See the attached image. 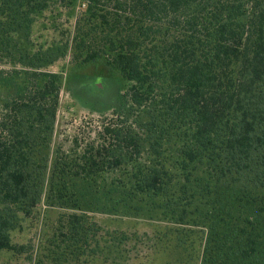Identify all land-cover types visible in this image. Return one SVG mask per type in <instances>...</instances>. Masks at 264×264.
I'll list each match as a JSON object with an SVG mask.
<instances>
[{
  "label": "trees",
  "instance_id": "trees-1",
  "mask_svg": "<svg viewBox=\"0 0 264 264\" xmlns=\"http://www.w3.org/2000/svg\"><path fill=\"white\" fill-rule=\"evenodd\" d=\"M74 2L0 0V89L9 93L0 107V251L23 252L11 241L12 208L28 216L39 202L47 171L42 147L61 91V75L41 70L61 50L29 54L18 41L36 17L71 11ZM83 6L70 35L72 60H102L127 83L123 96L137 115L99 119L86 136L78 130L68 156L50 170L52 194L66 205L89 197V205L94 193L106 203L119 193L113 203L126 210L139 198L160 199L159 214L181 222L192 212L191 186L206 175V189L231 190L221 211L261 198L264 217V0H83ZM165 152L174 155L183 184L167 169ZM75 179L86 193L68 197ZM62 217L66 234L92 231L85 213ZM259 239L249 233L231 254L251 259Z\"/></svg>",
  "mask_w": 264,
  "mask_h": 264
},
{
  "label": "rangeland",
  "instance_id": "rangeland-1",
  "mask_svg": "<svg viewBox=\"0 0 264 264\" xmlns=\"http://www.w3.org/2000/svg\"><path fill=\"white\" fill-rule=\"evenodd\" d=\"M83 8V0H75L71 11L54 8L44 12L35 18L27 36L18 41L29 54L41 51L55 55L61 50L60 56L41 66V70L61 75V91L52 134L42 147L47 171L39 202L28 216L12 208L17 221L10 237L13 244L24 247L23 252L0 251V264H264V217L258 213L261 198L235 202L226 213L225 200L231 199V190L220 186L206 189V175H201V183L191 186L196 196L186 207L192 212L181 222L178 217L159 214L154 204H160V199L151 202L139 198L126 210L113 203L121 197L119 193L112 194L108 203L101 193H94L95 203L89 205L84 203L89 197L83 203L66 205L52 194L50 170L58 158L68 156L78 130L86 136L99 119L117 116L132 120L137 115L123 96L127 83L102 60L88 64L72 60L70 35ZM8 96L0 89V107ZM148 151L146 146L141 161H148ZM173 157L165 152L163 160L183 184ZM75 181L73 189L69 186L68 197L72 191L86 193L80 180ZM108 187H112L109 182ZM177 189L172 188L174 192ZM3 209L0 204V211ZM71 212L85 213L88 217L82 218L92 231L85 236L66 234L67 217L62 215ZM249 233L260 236L255 256L244 260L238 253L232 255L231 246H242L241 238Z\"/></svg>",
  "mask_w": 264,
  "mask_h": 264
}]
</instances>
